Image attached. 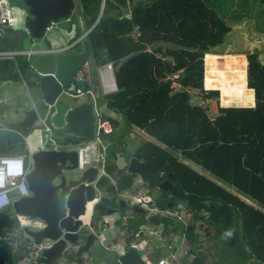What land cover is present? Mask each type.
I'll return each instance as SVG.
<instances>
[{
  "label": "trees",
  "instance_id": "16d2710c",
  "mask_svg": "<svg viewBox=\"0 0 264 264\" xmlns=\"http://www.w3.org/2000/svg\"><path fill=\"white\" fill-rule=\"evenodd\" d=\"M157 1L141 0L135 3L131 19H126L122 13L125 0H107L101 16V0H74L75 9L71 18L57 26L68 34H73L66 45L74 44L71 51H81L82 42L87 40L91 48L88 61L98 66L119 62L122 67L127 62L126 55L110 53L113 46L110 48L109 42L113 41V45L116 43L127 49L130 56L143 54L147 50L145 41L151 34V28L140 24L134 10L143 4L150 6ZM163 17L164 11L159 9L158 20L161 21ZM135 25L140 26L137 40L131 37ZM52 29L43 40L49 49L52 48ZM15 50H22L20 40L15 38V31L1 29L0 52ZM199 52L202 59L206 50L200 49ZM212 54L205 57V76L203 61L200 60L194 69L185 68L173 80L183 89L196 90L204 100L217 101L219 94L222 106H250L253 103L254 106L217 107L215 118H209L205 108L194 106L189 100L173 103L162 112L160 118L147 122L143 127L144 133L163 147L148 141L142 142L135 150L134 157L147 162L150 167V171L142 176L149 189L163 181H168L173 188L153 201L157 207L166 209L168 204H173L174 207L180 201H186L192 212V222L204 225L206 232L212 233L213 248L217 254L211 264H264V64L259 62L255 52L245 54L246 64L242 56ZM206 72L208 86L212 89L206 87ZM21 80L39 86L33 60L21 55L12 59H0V85L3 82L19 83ZM166 85L154 84L130 98L121 88L114 93L96 97L98 107L119 113L123 118V129L116 131L117 123L102 111V119L108 121L113 128L110 134L101 135V142L107 145L106 154L109 157L114 158L122 149L124 137L130 131L133 113L128 109L131 104H143L150 98L148 91H155ZM85 87L89 89L88 84ZM42 109L44 111L41 110V113L44 115L47 107L43 105ZM28 116L30 120L27 127L22 128V124L12 127L26 134L36 119V113L29 111ZM58 141L63 145L75 146L85 140L66 136ZM23 147L21 138L14 136L9 149L20 153ZM171 152L179 153L182 158L197 164L236 193L198 174L172 156ZM105 171L112 175L115 165L106 164ZM159 173H162L161 177H158ZM108 184L109 179L102 177L97 187L102 189ZM246 200L256 201L263 209ZM105 210L101 205L100 211L93 217L95 222H100ZM135 216L136 220L129 223V229L133 232L144 224L143 215ZM157 222L155 218L153 223ZM163 222L166 229L173 226L170 220ZM17 226L10 228L8 232ZM234 237L239 238L238 244L233 241ZM187 240L193 251L198 249L197 253L205 259L206 249L200 251L202 242H199L191 230L187 232ZM0 251L7 264H12L11 247L1 242Z\"/></svg>",
  "mask_w": 264,
  "mask_h": 264
},
{
  "label": "crops",
  "instance_id": "0c3cea01",
  "mask_svg": "<svg viewBox=\"0 0 264 264\" xmlns=\"http://www.w3.org/2000/svg\"><path fill=\"white\" fill-rule=\"evenodd\" d=\"M159 9H162L164 11V17L161 21L158 20ZM134 13H136L137 20L141 25H145L151 28V34L145 41L147 50L143 54L130 56V53L127 49L117 46L116 43L113 45V41H110V48L113 46L110 49V53H122L123 55H126L127 62L121 67L119 66V62H109L98 66L93 62L89 63L88 61L87 64L81 68L87 72V77H85L84 81L85 86L86 84L89 85V89L86 90H91L96 100V97L100 94H111L121 88L125 91V93H127V96L130 98L154 84L162 83L167 85L166 87L159 88L155 91H148L150 98L146 99L147 101L143 104H131L128 109L129 112L133 113V121L131 122L130 131L124 137L122 149H120L118 146L120 151L116 153L114 158H111V156L109 157L106 154L107 145L101 144V146L97 147L98 149H102L104 153V172H106V164L109 163L115 165L117 154H121L126 159L135 158L134 153L139 144L148 141L149 139L155 142L151 143H154L159 147H163V145H161L159 142L144 133V125L151 120L160 118L162 112L173 103H183L188 100L190 103L191 99L196 93L198 94V92L191 88H181L179 84H176V82L172 79V76L179 75V73H181L185 68L194 69L196 64L200 60L203 61L205 70V57L207 55H213V52L211 51L214 47H222L225 44L227 34L233 32L254 33L253 38L248 42L247 48L250 49L249 52H255L257 54L258 60L260 57L264 58V56H262L264 54L263 0H158L156 3H153L150 6L145 4L141 5L139 9L134 10ZM72 36L73 34H68L63 29L53 28L50 36L52 48H47L45 46V43L42 41L40 43L42 45V48H39L38 50L59 51L67 48L69 46L66 45L72 38ZM83 37L81 39H83ZM247 48L245 52L243 51L239 54L232 55L242 56L245 61V54L249 53L247 52ZM200 49L206 50L202 59L199 52ZM215 55L222 56V54L219 53ZM108 64H112L111 75L115 85V88L111 91H106L103 88L101 77L99 74V68L103 69ZM4 83L10 82H3L2 84ZM69 86L73 85L70 84ZM86 90L84 93L88 95L87 100H90V95L86 92ZM198 96L200 95L198 94ZM82 101L83 100H81L80 102ZM80 102L74 103L73 105ZM210 103H212V100L210 101ZM96 106L98 107L97 101ZM98 109L101 111L100 107H98ZM33 111L36 113V118L39 115L40 118L44 119L46 111L44 115H41V110L37 111V109H34ZM102 111L106 112L110 116V118H112L117 123L116 131L123 129L124 125L121 114L111 111H105L103 109ZM215 112L217 113V111H215V109L211 107L210 113L213 115L212 118H214L216 114ZM19 124L20 121L10 124V126L7 128V131L22 139L24 138L23 136L26 135L25 132H21L17 128L12 127L13 125L18 126ZM31 128L33 127L31 126ZM1 129L2 128H0V130ZM13 139L14 137L4 138L0 136V145L1 143H4V150H7L8 152V154L3 155L19 154L14 150L9 149L10 143L13 141ZM23 145L24 147L22 152L26 147H28L27 144ZM96 149L90 150L88 152L92 160L96 159L99 156V153L95 151ZM171 155L176 157L177 160L181 161L186 166L194 169L196 172H198V174L221 185L212 177H209V175L207 176L205 175V173L199 171L198 167L201 168L200 166L187 159L182 158L179 153L172 154L171 152ZM161 176L162 173H159L158 177ZM139 180V185L141 187L140 192L131 194L128 190L127 192L123 193L121 198L125 201L123 210L118 211L116 210L117 205L115 207L113 206L115 210L113 213H117L116 215H118V217L116 216L114 220L112 218L111 221L107 222L108 228L105 231L104 235L105 242L113 239L121 248V251L116 252L117 256L115 259L117 261V264H120L118 261L119 256L124 255L129 249H131H127L126 247H124V245L129 244L131 241L141 243V245L145 247L144 253L149 258L150 264H155L159 255L154 252L150 254L149 252V249L156 243L152 234L154 232H167L169 230V228L166 229L163 222L168 220V217H165L164 213L176 207H173V204L171 208H168V204L166 209H160L159 207H157L153 202L154 200L150 199L148 193L150 189L146 186V183L143 181L142 177ZM165 192H162L158 196V198ZM134 197H148L150 199V202L147 208L136 207L134 205L130 206L129 202L133 201L132 199ZM139 210H141V212H139ZM185 210L187 216L185 217L184 223L173 224L174 229H172L173 233L177 231L182 235H185L184 245L181 251L177 252L176 254L177 260H179L177 261V264H211V261L213 259L212 256H215V258L213 259L215 260L217 254L216 250L213 248L214 241L211 239L212 233L206 232V227L204 225L192 222L191 209L190 212L186 208ZM136 214L143 215L142 222L144 224L138 226L136 231L133 232L129 229V223H132L136 220ZM90 215L91 217H94L95 211L92 210ZM86 216L88 220V214ZM155 218H157L158 220L157 223H153V220H155ZM102 223L103 222L100 218V222L97 223V227H99ZM192 224L197 225V228H191ZM176 225L177 228H175ZM189 230H191L193 234L198 237L199 242H202L203 247L202 249L199 248V250L201 249L200 251L202 252L206 249L205 259H203L201 255L197 253L199 252L198 249L193 251V248L189 244L187 240V232ZM134 234H139L140 239H134ZM105 249L108 250L107 247H105ZM183 249H186L188 251V255L183 256ZM131 250L135 251L139 256V259L143 262L140 253L136 249ZM86 258L87 254L83 257L82 264H95L93 260L90 262L89 260L87 262H84Z\"/></svg>",
  "mask_w": 264,
  "mask_h": 264
},
{
  "label": "water",
  "instance_id": "95a60500",
  "mask_svg": "<svg viewBox=\"0 0 264 264\" xmlns=\"http://www.w3.org/2000/svg\"><path fill=\"white\" fill-rule=\"evenodd\" d=\"M18 1L26 8L24 28L30 39L36 42H42L53 26L68 21L75 9L74 0ZM90 55V43L85 40L79 52L54 53L51 50L49 53L35 56L33 68L38 75L43 105L48 109L44 115L43 125L55 140H62L66 136L80 138L89 143L95 140L97 115L89 100L69 107L64 113L61 125L55 126L52 122L53 116L57 113L55 103L62 94L64 86L80 79L78 73L87 64ZM253 106L232 105L223 108ZM69 147L65 150L35 151L31 155V169L25 178L30 195L12 202L14 220L0 214V233L18 225L17 216L23 217L29 223H38L36 229L22 227L19 231V239L33 248L39 264H82L83 257L95 242L100 245L97 223L91 215L87 221L84 220L87 208L90 206L91 212L93 210L96 213L103 205L107 208L105 214L112 215L116 203V210L122 211L125 204L121 199L122 194L133 186L135 178L140 179L150 171L147 162L136 158L126 159L121 154H117L113 174L108 175L105 172V176L99 177V168L96 166H89L84 171L78 170V152L75 146ZM40 155H49L58 164L55 171L61 172V175L57 177L53 174L44 181L42 187H36L34 183L38 179L37 175L46 167L42 164L38 165L37 158ZM59 169L64 173L62 174ZM77 171L80 172L77 177L66 178L65 174ZM102 177H107L109 184L100 189L97 183ZM51 180H57L58 183L52 186ZM171 189L173 188L170 183L163 181L152 187L148 193L151 200H156L162 192ZM115 197L118 198L116 202ZM180 202L190 212L188 203ZM171 207L172 204H169L168 208ZM20 258L19 252H13L12 264H17ZM118 261L120 264H143L137 253L131 249L119 256ZM0 264H7L1 251Z\"/></svg>",
  "mask_w": 264,
  "mask_h": 264
},
{
  "label": "built area",
  "instance_id": "2783aa9c",
  "mask_svg": "<svg viewBox=\"0 0 264 264\" xmlns=\"http://www.w3.org/2000/svg\"><path fill=\"white\" fill-rule=\"evenodd\" d=\"M107 0H101V7H100V16L103 12L105 3ZM141 0H125V7L124 10L126 11L123 14V17L126 19H131L132 17V6ZM7 4V0H0V31L3 28L12 29L14 30L16 27V22H14L11 12L9 9L5 8ZM86 36V34H85ZM84 36V37H85ZM140 36V26L135 25L133 31L131 33V37L134 40ZM83 37V38H84ZM74 45V44H73ZM73 45L64 48L59 51H52L54 53H66L70 52ZM49 51L44 50H30V51H22V50H15V51H6L0 52V59H12L14 56L21 55L30 58L31 56H37L40 54L49 53ZM82 69L79 71L78 75L80 78L85 79L82 74ZM112 64L106 65L103 69L99 68V74L101 77L102 86L106 91H111L115 88L114 81L112 78ZM177 75H173L172 79H176ZM85 91L80 90L77 87L68 86L67 88L63 89L62 93L69 94V96H79L83 95ZM87 93L90 95V102L93 104L94 111L97 115L96 121V129H95V140L90 142L89 145L80 147L79 145H75V150L78 152V160H77V169L80 171L86 170L89 166H96L99 168V177L105 176L104 172V153L99 154L96 159L90 157L88 153L90 150L96 149L98 146H101V135L110 134L112 132V126L108 121L102 119V112L96 106V100L93 96L91 90H86ZM199 101V102H198ZM211 100H204L201 96H198V99L194 95L191 99L190 103L194 106H200L203 108H207L206 105L210 103ZM198 102V104H196ZM216 116V115H215ZM214 116V118H215ZM43 120L38 115L35 121L33 122V128H40L43 125ZM101 162V164H100ZM99 164V165H98ZM32 160H31V153L28 147L24 149L22 153L14 154V155H1L0 156V201H4L0 203V212L8 207L11 206L12 202L18 200L21 197L29 196L30 191L28 189V185L26 182V175L31 169ZM97 177V180L98 178ZM11 194L13 196H11ZM133 201L129 202L130 206L142 207L147 208L150 199L148 197H134ZM165 217H168L173 224H183L185 217L187 216L186 210L183 204L179 203L176 205L174 209L168 210L164 213ZM19 218L18 226L13 229V231L8 232L4 231L0 233V243L5 242L7 243L13 252H19L21 254V258L17 264H39L36 260V254L33 251L32 247L27 246L24 244L20 239L19 231L22 227H30L31 223L25 221L23 223L21 221V216H17ZM108 228V223H102L99 226V243L101 246L105 243V231ZM174 227H170L167 232H154L152 236L154 237L156 243L149 249L150 254L153 252L159 255L155 264H177V252L181 251L184 242H185V235H182L180 232H172ZM134 239L139 240V234H134ZM17 239V241H16ZM124 247L136 249L143 260V263L150 264L149 258L145 255V247L141 245V243H136L135 241H131L129 244L124 245ZM142 254V255H141ZM183 256L188 255V251L186 249L182 250Z\"/></svg>",
  "mask_w": 264,
  "mask_h": 264
},
{
  "label": "rangeland",
  "instance_id": "374dc122",
  "mask_svg": "<svg viewBox=\"0 0 264 264\" xmlns=\"http://www.w3.org/2000/svg\"><path fill=\"white\" fill-rule=\"evenodd\" d=\"M5 8L7 9L10 8L9 10L11 12V16L14 22H16V27L14 29L15 38L17 40H20L22 51L24 50L30 51V50H36V49L38 50L39 48H42V45L40 44L41 42H36V41L31 40L28 33L26 32L24 28V21L26 19V8H24L23 5L18 0H7V4L5 5ZM125 12L126 11L124 10V13ZM56 28L61 29L60 26H57ZM253 36H254V33H250V32L248 33L247 32H242V33L233 32V33L227 34L225 44L222 47H216V48L214 47L211 52L222 54V56L239 54L240 52H243V51L245 52L248 46V42L249 40L253 38ZM249 51L250 49L247 50V52ZM262 56H264V54ZM30 59L33 60L34 62L35 56H31ZM259 62L261 64H264V58L260 57ZM81 72L84 77H87V72L84 71V69H82ZM207 78H208V74L206 72V87L209 88L208 83H207ZM72 85L74 87L79 88L82 91L86 90L85 81L83 78L75 80L74 82H72ZM209 89H212V88H209ZM204 90L209 91L205 88ZM198 94L197 93L195 94L197 99H198ZM87 99H88V95L86 93H83L82 96L77 95L74 97L69 96V94L62 93L55 103L57 113L52 118L53 124L55 126L61 125L63 123V116H64L65 111L69 107H71V105H73L74 103L80 102L81 100L84 101ZM198 102H196V104H198ZM42 106H43V98H42V94H41L39 86L35 84H30L29 82L23 81V80H21L19 83L10 82V83L2 84L0 87V128H2L0 130V136L4 138L14 137L15 135L7 131V128L10 126V124L22 121L24 119V116H26V114L28 113V111H32L34 109H37V111L43 110ZM206 106H207L206 111L209 114V118H212L213 115L210 113L211 107L215 109V111H217V107L223 108V106L220 104L219 94H218L217 101L212 100V103H209ZM41 115L43 114L41 113ZM23 137L24 138L21 139V143L28 145L31 155L39 149H51V148H54L55 145H63L62 142H59L58 140L53 139L49 135V132L45 129L44 126L40 128L29 129L27 134L24 135ZM148 141L154 142L151 139H149ZM87 145H89V142L87 141H83L79 144L80 147H84ZM4 148H5V144L1 143L0 155L8 154L7 150H4ZM65 148L69 149L70 147L68 145ZM95 151L98 152L99 154H103L102 149L97 148ZM172 154H176V153L172 152ZM198 169L199 171L205 173V175L207 176L209 175V177H212L215 181H217L213 176H211L205 170L199 167ZM79 174L80 172L77 171L74 173H67L65 175H66V178H70V177H77ZM139 182L140 180L138 178H135L133 186L129 189V192L131 194L140 192L141 187L139 185ZM220 184L221 186L228 189L229 191L231 190L233 193H236L232 188L225 186L223 183H220ZM11 196L13 195L11 194ZM117 199L118 198L115 197V202L117 201ZM246 201L248 203L249 202L252 203L254 206L260 209H263L256 201H252V200L251 201L246 200ZM115 206H116V203L114 204V207ZM87 212L88 213L86 214H88V217H90V214H91L90 207L87 208ZM0 213H5L10 218V220H12V218L14 220L15 214L12 212L11 206L4 208ZM116 214L117 213H113L112 215L103 214L101 215V220L103 223H107L111 221L112 218L114 220L116 216L118 217V215ZM36 224L38 225V223H31L29 226L31 229H36L37 227ZM191 228L196 229L197 225L192 224ZM233 241L236 244H238L239 238L234 237ZM105 247H107L108 250H106ZM118 251H121V248L113 239L106 241L103 244V246L99 245L98 242H95V244L90 248L89 252L87 253V258L84 260V262H87L88 260L90 262L93 260L95 264H117V261L115 258L117 256L116 252ZM212 258L214 259L215 256L213 255Z\"/></svg>",
  "mask_w": 264,
  "mask_h": 264
},
{
  "label": "flooded vegetation",
  "instance_id": "af4514ba",
  "mask_svg": "<svg viewBox=\"0 0 264 264\" xmlns=\"http://www.w3.org/2000/svg\"><path fill=\"white\" fill-rule=\"evenodd\" d=\"M29 120H30V118H29V116L27 114L25 116V118L22 121H20V124H22V128H25V127H27L29 125ZM66 146H68V145H55L54 148H51V149L65 150L66 149L65 148ZM37 160H38V165H41L42 164V165H45L46 167L44 168V170H42L41 172H39V174L37 175L38 176L37 177L38 179L34 183V185L36 187H42L44 181L48 177H50L51 175H53V174H55L57 177L61 175V172L59 173V172L55 171L56 170L55 168L57 167L58 164H56V162H54V160L51 159L49 157V155H40L37 158ZM59 170L62 171L61 169H59ZM63 173L64 172L62 171V174ZM57 183H58L57 180H55V181L51 180L50 181V185H52V186L53 185H56ZM0 214L7 216V214H5V213H0Z\"/></svg>",
  "mask_w": 264,
  "mask_h": 264
},
{
  "label": "bare ground",
  "instance_id": "6f19581e",
  "mask_svg": "<svg viewBox=\"0 0 264 264\" xmlns=\"http://www.w3.org/2000/svg\"><path fill=\"white\" fill-rule=\"evenodd\" d=\"M9 9H10V8H9ZM59 111H60V110H59ZM86 215H87V214H86ZM84 220L87 221V216L84 217ZM21 221H22L23 223H26L23 217H21Z\"/></svg>",
  "mask_w": 264,
  "mask_h": 264
},
{
  "label": "clouds",
  "instance_id": "9594fccd",
  "mask_svg": "<svg viewBox=\"0 0 264 264\" xmlns=\"http://www.w3.org/2000/svg\"><path fill=\"white\" fill-rule=\"evenodd\" d=\"M4 201H0V203H3Z\"/></svg>",
  "mask_w": 264,
  "mask_h": 264
}]
</instances>
